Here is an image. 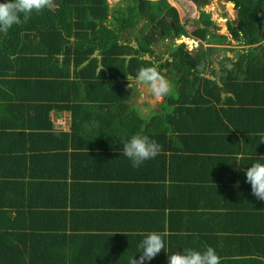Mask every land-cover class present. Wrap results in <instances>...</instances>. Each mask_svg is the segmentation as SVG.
I'll return each instance as SVG.
<instances>
[{"label":"trees","instance_id":"obj_1","mask_svg":"<svg viewBox=\"0 0 264 264\" xmlns=\"http://www.w3.org/2000/svg\"><path fill=\"white\" fill-rule=\"evenodd\" d=\"M126 1L125 8L115 11V19L111 24H108L111 7L107 0H55L50 9L39 14L33 13L7 34L0 33V83L4 85L0 92L5 96L0 95V117L5 113H18L8 109L11 102L17 105V110L23 111L18 113L22 115L18 119V127L1 125L0 119V157L15 154L14 164L23 166V169L19 166L10 172L0 167V264H36L31 262L41 252L40 248L28 246L30 235L35 236L41 228L37 226L36 212H51L42 210L26 198L38 193L37 189L30 192L27 188L33 187L31 178H34L38 168L48 167L52 170L57 166L58 176L64 174L73 180L78 178L75 174L77 169H70L68 162L81 157L86 172L83 177L106 179L111 178L114 171L119 177L121 172L112 168V163L109 162H131L122 155V149L123 144L129 141L127 137L133 134L119 137L121 144L112 148L102 144L91 146V141L94 143V140H99L98 134L109 136V132L103 131L102 127L108 126L107 122L118 115L132 120L135 125L136 118L138 124L143 121L130 108L133 90L127 87V76L134 77L142 66H152L146 55L151 57L154 54L153 49L159 44L155 43L159 36L164 43L165 38L173 37L175 32H179L176 28H180L179 35L194 31L195 36L204 39L209 30L201 28L200 24L215 26L208 13L204 12L202 18L198 19L199 6L209 4L211 0ZM228 1L236 3L241 20L240 26L232 29L235 37L245 42L246 46L254 45L256 48L251 52L248 50L250 55L248 52L240 54L242 57L238 62L233 63L227 58L224 64L234 65L223 68L219 82L206 80L199 75L210 62L209 53L191 55L186 44L173 54L170 53L172 61L168 60V66L165 67L173 66L175 71L186 72L184 77H179L173 83L177 88V95L173 97L172 107L203 102L212 104L211 98L220 100L222 91L233 94V108L254 103V96L264 104V0ZM180 8L184 10L185 16L180 14ZM194 8H198V11H194ZM144 17L152 23L151 30L143 38L145 45L140 42V47L135 49L122 43V32L135 28ZM214 37L216 40L220 39L216 35ZM259 49L260 54L257 53ZM215 50L211 48L209 52ZM97 52L100 58L96 55ZM190 75L195 77L191 78ZM220 83L223 84L222 87ZM248 87L251 88L249 91H242ZM83 90L86 92L85 96ZM203 95L207 96L206 100ZM55 109L68 110L65 113L71 114L70 131L63 132L64 129L60 128L57 130L61 131L54 130L50 113ZM95 123L99 127L85 131V128L88 129L89 125ZM249 136L260 143L263 151H259V154L252 151L249 148L250 142L242 138L243 154L253 164L262 162L260 158L264 156V131L259 136ZM79 139L85 142L86 147L78 145ZM9 141L13 149L4 151L9 147ZM94 147L96 150L91 149ZM100 149L105 152L98 151ZM63 156L67 163L64 162L65 165L61 168ZM56 157L58 162L54 165L51 160ZM243 162L246 163L244 160ZM96 168H99L100 173L96 174ZM62 169L65 170L64 173ZM12 186L18 192L17 196L5 194V190ZM22 191L29 194L21 195ZM253 196L259 200L254 194ZM259 201L264 207V201ZM168 206L174 207V204ZM245 209L248 215H252L256 206L249 205ZM16 213H22L23 217L14 216ZM178 221L171 219L169 230L176 231ZM262 221L264 222V218ZM166 229L164 224L163 230ZM261 231H264L263 228ZM22 232L27 234H21ZM35 237L41 238V235ZM243 238L241 236L239 241ZM164 241H168L167 236ZM245 243V248L241 246L242 263L264 264V232L260 246L258 239L254 242L247 236ZM6 259L11 260L6 263L3 261Z\"/></svg>","mask_w":264,"mask_h":264},{"label":"crops","instance_id":"obj_2","mask_svg":"<svg viewBox=\"0 0 264 264\" xmlns=\"http://www.w3.org/2000/svg\"><path fill=\"white\" fill-rule=\"evenodd\" d=\"M107 1L111 7L108 24H111L115 19V11L125 8L126 3L124 0ZM151 26L152 23L146 17L142 18L135 28L122 32L121 42L138 49ZM172 42L177 43L174 38ZM159 46H164L163 42ZM172 49L175 48L164 49V62L167 59L172 61ZM96 55L100 58L98 52ZM146 59L152 62L149 55H146ZM214 63V69L206 68L199 75L206 80L219 82L223 70L220 63L223 62L216 59ZM164 68L162 74L169 81L172 91L175 89L173 83L179 77H184L186 72L175 71L173 67ZM0 89H4L2 83ZM250 89L248 87L242 91ZM138 93L140 99L133 107L131 102ZM0 95L5 97L1 92ZM203 96L206 100L207 96ZM232 96L231 92L222 91L220 100L211 98L212 104L203 102L172 107L174 96L170 93L162 101H156L146 85L140 86L133 92L129 105L143 121L138 124L136 118L135 125L132 120L118 115L107 122L108 126L102 127L103 131L109 132V136L98 134L100 139L94 140V143L91 141V146L102 144L110 148L117 147L121 144L119 137L139 132L162 146L156 159L146 160L139 167H133L132 162L128 161L117 164L109 162L112 168H117L121 173L118 177L114 171L111 178L106 179L83 177L86 172L81 157L76 158V162H69L70 169H77L75 174L78 178L73 180L64 174L58 176L57 166L52 170L48 167L38 168L34 178H31L33 187L27 188L30 192L37 189V194L43 195L26 198L51 213L36 212L37 226L41 228L35 236L41 235V238L31 234L28 246L40 248L41 252H38V258L30 262L129 264L135 256L139 260L142 255L139 245L147 234L167 232L165 249L152 260H145L144 264H168L171 254L183 253L184 249L203 252L209 247L214 248L221 257V264H243L241 246L245 248V236L254 242L258 239L260 246L264 232L261 231L262 228L264 230V207L251 193L252 187L246 178V169L253 163L246 160L247 156L243 154L245 138L250 142L252 151L257 154L263 151L260 143L249 135L259 136L264 131V104L254 96V103L233 108ZM16 106L11 102L8 109L21 114L23 111L17 110ZM64 112L53 110L50 121H55ZM18 113H5L0 117L1 125L18 127V119L22 118ZM97 124L89 125L85 131L96 129ZM53 127L56 131H61L57 128L64 129L63 132L70 131L71 122L64 124L56 120ZM77 141L79 146L85 145L83 140ZM10 149H13L11 142L4 151ZM91 149L96 150V147ZM98 151L105 152L104 149ZM15 160V154L0 157L1 169L10 172L21 166L14 164ZM260 160L264 163V156ZM51 161L55 165L58 158ZM64 161L61 159V168L65 165ZM61 171L64 173L65 170ZM94 171L100 173L99 168ZM5 194L17 196L18 192L12 186L5 190ZM23 194L29 193L22 191ZM171 203L174 207L168 206ZM249 205L256 206L252 215L246 213L245 208ZM17 215L23 217L22 213L14 214ZM171 219L179 220L176 231L168 228ZM164 224L166 230H163ZM241 236L244 238L240 242ZM11 259L3 261L7 263Z\"/></svg>","mask_w":264,"mask_h":264},{"label":"clouds","instance_id":"obj_3","mask_svg":"<svg viewBox=\"0 0 264 264\" xmlns=\"http://www.w3.org/2000/svg\"><path fill=\"white\" fill-rule=\"evenodd\" d=\"M55 0H3L0 2V33L7 34L10 29L20 25L33 13L39 14L50 9ZM127 87L147 86L148 92L156 101H162L171 91V85L161 74L157 66H142L134 77L127 76ZM162 151V146L142 133H136L123 144L122 155L127 157L133 167H139L146 160L155 158ZM238 161V160H236ZM247 182L251 184L252 193L264 201V163L256 162L246 169ZM126 235V234H125ZM167 232H151L139 245L142 255L139 260L131 258L129 264H144L152 260L165 249L164 237ZM168 264H221V257L212 247L201 252L184 249L169 256Z\"/></svg>","mask_w":264,"mask_h":264},{"label":"flooded vegetation","instance_id":"obj_4","mask_svg":"<svg viewBox=\"0 0 264 264\" xmlns=\"http://www.w3.org/2000/svg\"><path fill=\"white\" fill-rule=\"evenodd\" d=\"M226 3L229 4V3H234V2L227 0ZM209 4L199 6L200 13L198 14V19H201L202 14L205 12V13L210 14V18H211L212 22L215 24V26L200 25L201 28H206L207 30H209L207 35H205L204 39H201V38L195 36L194 31H191L192 33L187 31V33L189 32L187 35H182V34L179 35V32H181L180 28H176V31H179V32H175L173 34V37L166 38L165 41H172L174 38V40L177 42V43H174L175 46H178L180 48L183 44H186L189 47V49H191L193 43H195L196 44L195 48H193L191 50H189L187 48V50H189L188 52L191 55L192 54L193 55L203 54L204 52L209 53L208 57H210V62L207 63L206 68L214 69V65H215L214 62L216 61V59H221V61L223 62L222 64L220 63L221 68L232 67L234 65L233 63L238 62L239 59L242 57L240 54H243L244 52H248V54L250 55V52L255 49L254 45L252 47L245 46V42H241L238 38L235 37V32H233L232 29L234 27H238V26H235V25H237V21L240 22L238 14L236 13L235 6H233V9H232V11L234 12L233 18L232 17L229 18V12L230 11H229V9H226V7H224V8H222L220 6L216 7L217 11L219 13H221V15H219V17H221L223 15L222 20L225 22V25H226L224 28H227V33H228L226 36L223 29L218 28L217 21H215L213 19V13H209L206 11L205 8L207 6H209ZM224 10H225V12H224ZM184 26L186 27V25H184ZM221 30L223 32L220 33ZM214 35L218 36L220 39L216 40ZM224 36H225V38H224ZM211 48H215L216 50L214 52H209V49H211ZM233 48H235V50ZM249 49H250V52L248 51ZM154 50H155L154 51L155 53L151 56L152 66H157L159 70L161 68L163 69L164 64L167 63V61L170 59H167L166 62H163L164 64H161L160 60L158 59V57H161V55L159 52H157V49H154ZM257 53L260 54V50H258ZM263 57H264V55H263ZM227 58L231 59L233 61V63H225L224 64V61ZM163 60H164V57H163ZM177 60L179 61V58ZM172 67L173 66H171V68ZM206 68L203 69L202 72L204 70H206Z\"/></svg>","mask_w":264,"mask_h":264},{"label":"rangeland","instance_id":"obj_5","mask_svg":"<svg viewBox=\"0 0 264 264\" xmlns=\"http://www.w3.org/2000/svg\"><path fill=\"white\" fill-rule=\"evenodd\" d=\"M111 1V0H110ZM226 1L227 0H211V2H210V4H209V6H207L205 9H206V11L207 12H209V13H213V19L215 20V21H217V25H218V28H221V29H223V31H224V33L226 34V36H227V28H224L226 25H225V22L222 20V16L221 17H219V15H221V13H219L218 11H217V6H220V7H222V8H224V7H226V9H229V18H233L234 17V12L232 11V9H233V4L232 3H229V4H227L226 3ZM226 3V4H225ZM194 11H198V8H194ZM224 12H225V10H224ZM237 13V12H236ZM180 14L181 15H183V16H185V12H184V10L183 9H181L180 8ZM239 24V25H238ZM215 25V24H214ZM235 26H240V22L239 21H237V25H235ZM222 30L220 31V33L221 32H223ZM189 32H191V31H189ZM188 32V33H189ZM192 33V32H191ZM163 41V39L161 38V36H159L158 37V40H157V42H155V43H161ZM142 43H143V45H145L144 44V42H143V40L141 41ZM159 44H158V46L156 47L157 48V50L159 51V53L161 54V57H158V59L160 60V62H161V64H164L163 62V51H166V50H164V49H167L168 47H170V45H171V47L173 48L174 47V44L173 43H171V44H168V43H163V45L164 46H159ZM200 44V43H199ZM177 47V46H176ZM176 47H174L175 49H172V50H170V53H174L175 52V50H176ZM199 48V47H198ZM178 49H180V48H178ZM234 50H235V48H233ZM260 50V49H259ZM193 55V54H192ZM170 61V60H169ZM167 63H165L164 64V67L165 66H168V65H166ZM163 69H165V68H163ZM160 72H161V74H162V68L160 69ZM223 85V84H222ZM138 87H140V85H134L131 89L133 90L134 89V91L133 92H135V90H136V88H138ZM173 88H175V89H173L171 92H170V95L171 96H176L177 95V88L176 87H173ZM139 95H140V93H138V96L136 97H133V100H132V102H131V105L134 107L135 105H136V101H138L140 98H139ZM131 107V106H130ZM171 109H172V107H171ZM65 111V110H64ZM64 111H59V112H64ZM65 114V112L60 116V117H58V118H56L55 119V121H52V123L54 124V125H56V120H58V119H60L63 115ZM63 160H65L64 162L65 163H67V159L66 158H64ZM71 160V159H70ZM70 160H69V162H70ZM69 162H68V165H69ZM65 167H67V165L65 166Z\"/></svg>","mask_w":264,"mask_h":264},{"label":"bare ground","instance_id":"obj_6","mask_svg":"<svg viewBox=\"0 0 264 264\" xmlns=\"http://www.w3.org/2000/svg\"><path fill=\"white\" fill-rule=\"evenodd\" d=\"M125 1V3L127 4V1L126 0H124ZM234 6H235V9H236V3L234 2V3H232ZM125 7H126V5H125ZM236 12H237V9H236ZM200 13V12H199ZM238 14V13H237ZM239 20H240V18H239ZM240 23H241V20H240ZM200 25H202V24H200ZM234 28H238V27H234ZM262 35H263V33H262ZM242 42V41H241ZM164 43H168V44H171V43H173L172 41H164ZM174 44V43H173ZM195 45V46H194ZM175 46V45H174ZM246 46V45H245ZM170 47H171V45H170ZM170 47H168L167 49H169ZM196 47V44L195 43H193V45H192V47H191V49H193V48H195ZM249 47V46H248ZM172 48V47H171ZM174 48V47H173ZM254 48H256V46H254ZM191 49H189V50H191ZM261 52V51H260ZM69 120H71V114H69V113H65V118L64 119H62L60 122L61 123H66V122H68Z\"/></svg>","mask_w":264,"mask_h":264},{"label":"built area","instance_id":"obj_7","mask_svg":"<svg viewBox=\"0 0 264 264\" xmlns=\"http://www.w3.org/2000/svg\"><path fill=\"white\" fill-rule=\"evenodd\" d=\"M65 118V116L64 117H61L59 120H57L58 122H60L62 119H64Z\"/></svg>","mask_w":264,"mask_h":264},{"label":"water","instance_id":"obj_8","mask_svg":"<svg viewBox=\"0 0 264 264\" xmlns=\"http://www.w3.org/2000/svg\"><path fill=\"white\" fill-rule=\"evenodd\" d=\"M220 86H223L222 84H220Z\"/></svg>","mask_w":264,"mask_h":264}]
</instances>
